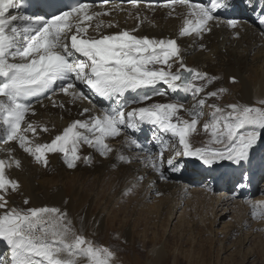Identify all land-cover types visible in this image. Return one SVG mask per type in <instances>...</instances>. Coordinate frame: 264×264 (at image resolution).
Returning <instances> with one entry per match:
<instances>
[{
  "label": "snow or ice",
  "instance_id": "snow-or-ice-1",
  "mask_svg": "<svg viewBox=\"0 0 264 264\" xmlns=\"http://www.w3.org/2000/svg\"><path fill=\"white\" fill-rule=\"evenodd\" d=\"M132 3L138 6L139 0ZM174 5L184 8L183 13L177 14L183 21L178 37L195 41L210 32L214 24L222 22L217 12L229 8L230 0H210V6L193 0H168L163 6L175 12ZM24 6L25 0H0V127L3 129L0 143L17 144L35 163L46 166L49 153H60L72 169L81 159L85 163L91 160L90 156L81 157V145L107 157L113 151L107 141L121 135L127 147L141 149L138 140L125 130L135 132L144 124L170 134L182 147L184 156L195 157L209 166L220 160L235 164L247 161L250 150L261 140L264 107L232 104L225 114L224 109L213 104L210 107L214 112L204 124V131L210 135L211 143L224 147L192 148L188 137L202 116L199 109L218 94L205 92L203 84L194 83L201 80L210 85L215 77L184 63L178 39L141 37L133 34L135 30L102 34L103 21L96 18L109 13L92 11L94 6L83 0L50 17L23 14ZM261 16L259 22L264 25V12ZM94 20L96 34L92 35L89 28L93 27ZM223 23L236 29L241 22L229 19ZM174 64H178L175 69ZM77 82L108 101L109 107L97 109L77 88ZM158 84L166 85L173 92H190L196 102L191 108L170 102L127 110L130 104H141L152 95H166L162 90L140 94L141 90L156 89ZM57 90L70 96L72 101L88 99L92 109L84 108L81 115L88 114L85 119L72 121L49 142H41L39 133L50 129L27 117L36 114L33 100H51ZM127 93H137V99L126 101ZM260 104L264 105V101ZM54 106L64 107L55 102ZM93 109L97 110L93 112ZM182 112L190 119L182 116ZM4 151L7 156L0 158V209L4 210L0 214V241L11 250V264H115L116 253L78 231L66 211L47 206L9 207L8 196L18 192L21 185L8 175V169L13 166L19 169L22 162L16 158L14 147ZM143 155L144 163L164 179L163 148L158 156ZM118 160L131 162L123 153ZM167 163L173 166L171 159ZM28 203L25 199L24 204ZM258 207L261 205H253L254 218ZM0 264L7 262L0 258Z\"/></svg>",
  "mask_w": 264,
  "mask_h": 264
},
{
  "label": "bare ground",
  "instance_id": "bare-ground-1",
  "mask_svg": "<svg viewBox=\"0 0 264 264\" xmlns=\"http://www.w3.org/2000/svg\"><path fill=\"white\" fill-rule=\"evenodd\" d=\"M91 2V5L94 6L92 11H105L109 13V15L96 18V20L103 21L102 34H114L122 30H135L133 34L141 37L177 38L183 53L184 63L189 67L207 73L209 77H215L214 81L210 84L213 87L201 80H196L194 83L197 85L203 84L207 92H217L218 87H225L228 90V93L226 91L217 93V97L207 101L206 109H209L208 112H214V109L210 107L213 104L218 106L220 104L227 105L226 110H224L225 114L230 111L228 106L232 104L264 107V105L260 104V101H264V34H262L264 33V25L259 22L262 18L261 13L264 12L263 0H230L229 8L217 12L222 22L218 25L214 24L210 32L205 33L202 39L195 41L190 37H178V29L183 21L177 14L183 13L184 8L180 5H174L175 12H173L172 9L163 6L168 0H139L138 6L134 5L132 0H107V2L105 0H91ZM193 2L210 6L204 0H193ZM229 19H236L241 23L236 29L228 28L223 21ZM96 20L91 22L93 27L89 28V33L92 35L96 34L93 30ZM109 24L112 26L109 27ZM254 63H260L261 65L253 70L251 65ZM176 67H178V64L173 65L174 69ZM248 69L250 70L249 72ZM77 88L96 104L97 109L107 108V104L101 103L100 97H97L86 85L77 82ZM156 90L165 91L166 95H152L151 99L141 104H130L127 110L163 102H178L184 104L186 108H191L192 103L196 102L190 92L185 93L182 90L173 92L163 84L156 85L154 91ZM140 94H149V89L141 90ZM88 99L72 101L70 96L57 90L51 100L44 98L41 102L33 101L36 114H29L27 119L48 126L50 131L40 132L39 136L41 142H49L72 121L86 118L88 114L81 115V112L84 108L92 109V104L88 102ZM135 99H137V93H127L125 96L126 101ZM54 102L55 105L62 103L64 107L54 106ZM185 102H188V104ZM97 109H93V112ZM181 115L190 119L184 112ZM206 118V123H208L210 118L209 116ZM151 130L156 132L150 140L151 154L158 156L163 148L164 164L162 170L164 179H161L151 167L144 163V155L139 149L134 147L129 148L124 144V135L107 141L113 149L107 157L101 156L92 147L81 145L80 154L81 152H85L82 156L90 155L91 160L85 163L81 159L77 161V166L72 169L67 167L64 159L58 153L48 154V163L45 166L42 163H35L34 159L19 149L17 144L9 143L5 145L0 143V158L7 156V152L4 151L5 148L14 147L16 149V158L22 162L21 168L17 169L13 166L8 169V175L12 179L17 180L21 185L18 192H13L8 196L9 207L28 209L47 206L58 207L62 211H66L78 231H81L83 235L94 241L97 245L107 246L116 253L115 264H144V260L148 257V252H150L149 254L152 257L151 264H171L172 261L173 264H184V261L187 262L190 256V251H187L188 254L185 257L181 254V249L180 254L172 260L173 255L167 253L168 255L165 256L162 248L156 244L155 240H147V232L143 236H140L137 232H130L128 224H123L119 220V215L125 213L123 211L125 204L132 203L133 197L141 194V189L146 187V185H148L147 189L150 188L151 190L148 194L149 197L154 195L156 198L177 187L179 188L178 192H182V194L184 192V186H181L178 180L185 178V176L176 173L173 166L170 167L167 163L169 159H173L176 148H181L183 153L182 147L179 146L178 141L172 138L170 134H159L158 128H152ZM2 131L3 129L0 127V132ZM125 131L128 135H131L133 132L127 129ZM202 134L210 136L204 131V124L201 123L189 135V138L192 139L188 138L189 142L192 141L193 145L196 142L208 143L207 140L200 137ZM195 135H197V138H194ZM193 145L191 144V146ZM194 147H198V145L196 144ZM222 147H224L222 144H208L204 148L222 149ZM260 151H262L260 154L262 157L264 155L263 133L261 140L250 150L249 159H256ZM121 153L129 157L131 162L125 163L119 161L118 156ZM180 155L181 158L183 156L186 165L192 158L197 159L195 157L184 156L183 154ZM211 166L214 167L213 165ZM186 169L188 171L186 175L190 176L189 172L193 170L188 165ZM129 178H132L135 182L127 185V182L131 181ZM96 187L99 188L97 192L95 191ZM199 189H193L191 195L193 196V200L200 205H204V201L211 202L214 194L220 190L218 189L216 192L211 189L207 191L208 194L206 192L202 194V191L197 192ZM93 192L95 193L93 194ZM107 192L112 195L109 201L114 200L115 202H119L120 205L117 206L113 218L105 223L103 216L95 212L101 201L106 198ZM256 193H258V190ZM246 196L247 198L251 197ZM219 198L220 196H217L216 199ZM25 199L29 201L28 204H24ZM170 204H173V201ZM173 205L174 209L171 208ZM173 205L169 208L172 214L176 210V207L179 206L177 199L174 200ZM161 206L163 207L164 205L162 204ZM155 207L144 204L142 211L147 215H152V213L158 215L157 212L159 211L156 209L157 211L155 212ZM252 209L253 206L250 210L248 209L249 217L244 220L243 228H241L250 227L248 223V219L250 218L255 220L257 216V220H263L261 224L255 223V225H252L254 226V230H259V234L257 233L258 237L255 239V241L257 240L258 247L253 246L247 252L239 250L231 255L232 259L226 264H231L232 262L234 264H264V218H262L264 216V206L256 208L259 209V212L255 218L253 217L254 210ZM3 211V209H0V214ZM139 217L141 218L142 216ZM142 224L144 222L138 221L134 225L137 231L144 226ZM238 225L233 226L234 229L231 231L229 240H226L227 242L220 249L223 253H227L231 238L237 237L238 233L242 234L238 232L241 225L240 222H238ZM236 229H238L237 232L235 231ZM245 235L246 237L243 240H241L240 236L238 242L237 240L233 241L232 248L238 247L240 249L245 243L250 244L254 241V233ZM174 240H178L179 242L180 238L177 239L174 236L167 238L168 244L175 242ZM185 242L181 241L180 244L185 247L187 243ZM209 246L210 244L207 241L203 244L201 243L198 252H196L197 255L191 254L190 262L192 264H207L205 257L209 256L207 250ZM173 253L175 254L174 251ZM0 258L6 261L7 264H11V250L3 241H0Z\"/></svg>",
  "mask_w": 264,
  "mask_h": 264
},
{
  "label": "rangeland",
  "instance_id": "rangeland-1",
  "mask_svg": "<svg viewBox=\"0 0 264 264\" xmlns=\"http://www.w3.org/2000/svg\"><path fill=\"white\" fill-rule=\"evenodd\" d=\"M259 65L261 64L254 63L251 65V67L253 68V70H255L258 68L257 66ZM249 71L250 70L248 69V72ZM221 89H223V91H221ZM225 91L228 93L227 88L218 87L217 93H221ZM205 92H207V89H205ZM201 94L204 95V93H201ZM185 103L188 104V102H185ZM194 103L195 102H193L192 104ZM219 103H221V101H219ZM220 107L226 110L227 105L220 104ZM200 111L202 112V116L198 122V125L201 123L205 124L207 122L206 117L209 116V118L211 119L212 114H213V112H208L209 109H206V105L202 109H200ZM262 133L264 134V132ZM200 137L204 140H207L208 143L204 144L202 142H196L194 143V145L196 146L197 144L199 146L196 148H204L205 145H208V144L213 145V143L210 142L211 141L210 136H207V134L205 135L202 134L200 135ZM194 138H197V135H195ZM189 139L192 140L191 138ZM190 143L193 145L192 141ZM194 145L192 146L193 148H195ZM84 153L85 152L83 153L81 152L80 154L82 158H83L82 155H84ZM174 154L175 155L173 156V159H172L174 171L178 174H182L183 176H186V174L188 173L186 169L187 165H186V161H184L183 156L181 158V155H180L182 154L181 148H176ZM189 179L190 177H185V178H182L181 180L180 179L178 180L181 186H184L183 194L182 192H178L179 188L177 187L169 191L171 194L167 192L156 198L154 197V195L151 197L148 196L151 190L150 188L147 189L148 185H146V187H143L141 189L142 190L141 194L133 197L132 203L125 204L124 209H123L125 213L123 215H119V220L123 224H126V223L128 224L130 232H133V233L137 232V234H139L140 236L145 235V233L147 232L146 233L148 237L147 240H151V239L155 240L156 244L160 248H162L165 256H167L168 254L173 255L172 260L174 259V257H177L178 254H180L181 249H182L181 254H183L185 257L188 254L187 251H190V256L188 257L187 262L184 261V264H192L190 262L191 254L194 253V256L197 255L196 252H198V249L201 246V243L203 244L206 241L209 242L210 244L209 246L210 249L207 248L209 256L205 257L207 264H226L232 259L231 255L235 254L239 250H241L242 252H247L251 250L253 246L257 248L258 244H257V240L255 241V239L258 237L257 233L259 234V230H254V226L252 225H255V223L261 224L263 223V220H257V216L255 220H252L250 218L248 219L249 221L248 223L250 227H246L245 229H242V228H243L244 220H246L249 217L248 213H249L250 208L253 205L264 206V204H262L264 203V193H263L264 192V177L262 178L260 182L259 191L258 193H256V195H254V198L246 199L247 197L246 198L240 197V195L243 193L239 191V189L235 187H231V188L224 187V188H221L218 191V193L214 194V197L211 200V202L204 201V205H200L193 200L191 191L193 189L195 190V188H200L199 190H197V192L202 191V194H205V192L206 194H208L207 191H209V189L206 188V185L202 186L203 183L201 185H198V184H195L194 182L196 180L192 181ZM129 180L131 181H128L127 185L133 184L135 182V180H132V178H129ZM200 183L201 182H199V184ZM98 189L99 188L96 187L95 191L97 192ZM94 193L95 192H93V194ZM111 196L112 195H110V193L107 192L106 198L101 201V204L99 205V207L97 208L95 212L96 214L100 213L103 216L105 223L107 221H110V219L113 218V215L115 214L117 206L120 205L119 202H115L114 200L109 201V198ZM175 196L177 197L174 198ZM217 196H220V198L216 199ZM175 199H177L179 206L176 207V210H174L172 214L169 208L170 206L174 204ZM172 201H173V204H170L172 203ZM161 203L164 205L163 206L164 208L161 206L162 205ZM144 204H147L150 207L156 206L155 212L158 210L159 211L157 212L158 215H156V213L155 214L152 213V215H147L146 213H144L142 211V206ZM249 204L251 205L249 206ZM213 206L215 207L213 208ZM171 208L174 209V205ZM255 211L257 214L259 212V209H256ZM170 213L172 214V216ZM139 216H142V217L140 218ZM138 221L141 223L144 222V224H142L144 226H142V228H139L137 231L134 225ZM238 222H240V224L242 225V226L240 225L238 232H241L242 234L238 233L237 237L231 238L230 243H229L230 246L228 245L227 253H223V251H220V249L227 242L226 240H229L231 231L234 229L233 226H237ZM150 224L151 225L153 224V225L151 226ZM258 226L262 227L261 225H258ZM237 230L238 229H236L235 231L237 232ZM253 233L255 235H253L254 241L252 243L250 244L245 243L242 247H240V249L238 247L232 248L233 241L237 240L238 242L240 236H241V240H243V238L246 237L245 234H253ZM169 236H174L177 239L180 238V240L179 242L178 240L177 241L174 240L175 242L168 244L167 238ZM181 241L187 242V243L185 242L186 243L185 247L180 244ZM173 251L175 252L176 256L173 253ZM149 253L150 252H148V255H147L148 257L144 260V264H151L152 257L150 256ZM171 264H173V261L171 262ZM231 264H234V263L232 262Z\"/></svg>",
  "mask_w": 264,
  "mask_h": 264
}]
</instances>
